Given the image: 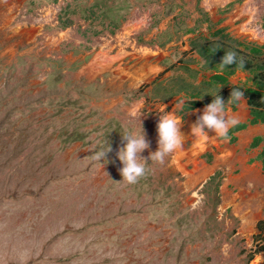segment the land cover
Here are the masks:
<instances>
[{
	"label": "rangeland",
	"instance_id": "obj_1",
	"mask_svg": "<svg viewBox=\"0 0 264 264\" xmlns=\"http://www.w3.org/2000/svg\"><path fill=\"white\" fill-rule=\"evenodd\" d=\"M205 1L18 0L7 22L3 14L12 3L0 0V264H251L255 255L264 256L262 204L241 203L239 214L223 204L226 190L264 198V185L241 190L228 179L241 164L256 161L264 125L252 135L263 139L257 146L238 141L233 147L240 160L231 169L215 165L223 138L213 143L217 150L206 152L203 145L193 158L214 166L205 182L187 186L174 153L162 163L149 160L135 184L119 172L121 135L139 129L131 113L142 114L150 147L140 155L147 158L157 149L163 105L178 115V98L220 93L209 78L224 52L244 59L251 56L248 47L262 45L253 60L264 59V37L239 31L248 15L229 22L248 0H219L214 11ZM253 3L248 27L264 34V0ZM135 18L144 23L125 43L122 29ZM22 25L34 28L31 36L21 34ZM102 43L110 44V55L121 48L126 53L110 69L88 75L84 68ZM140 48L152 53L137 56ZM143 61L158 69L141 81L113 73ZM250 75L235 69L228 81L245 86ZM244 108L247 117L245 99ZM106 141L112 151L105 160L93 159ZM242 212L258 215L248 235Z\"/></svg>",
	"mask_w": 264,
	"mask_h": 264
},
{
	"label": "clouds",
	"instance_id": "obj_2",
	"mask_svg": "<svg viewBox=\"0 0 264 264\" xmlns=\"http://www.w3.org/2000/svg\"><path fill=\"white\" fill-rule=\"evenodd\" d=\"M237 64L239 68H243V59H237V54L234 51L224 52V55L219 63L220 72L226 66ZM212 96V95H211ZM210 103L206 104L196 121L191 125L190 131L193 137L203 138L205 141L210 137H220L225 141L229 139L230 129L237 126L239 117L231 113L229 106L235 104L239 106L244 103V92L239 89H232L226 101L217 94L212 96ZM185 100L178 98L174 108H179L183 111ZM166 105L160 108L162 115H159L156 123L157 132V149L149 153L145 158L140 155L144 150L150 147L149 141L146 139L140 116L136 112L131 115L138 120L139 129H125L121 135L124 142L116 151V156L121 162L122 167L119 169L121 180L128 184H135L140 178L146 174V165L149 160L162 163L166 156L180 149L185 141V135L180 130L183 125L181 116H177L172 111H166ZM208 131L214 133L213 136L208 135ZM112 151L111 146L106 141V147H101L100 151L95 152L93 159L100 161L105 160L106 154Z\"/></svg>",
	"mask_w": 264,
	"mask_h": 264
},
{
	"label": "crops",
	"instance_id": "obj_3",
	"mask_svg": "<svg viewBox=\"0 0 264 264\" xmlns=\"http://www.w3.org/2000/svg\"><path fill=\"white\" fill-rule=\"evenodd\" d=\"M20 29H24V31H23V33H21V34H26V36H28L30 33H31V28H26V26H24V25H22L21 26V28ZM126 50V49H125ZM109 54H110V52H109ZM95 56V55H94ZM94 58V57H93ZM92 58V59H93ZM91 62V61H90ZM89 62V63H90ZM114 62H118V61H113V63ZM112 63V64H113ZM142 63H143V65H142ZM139 66L138 65H132V66H129V67H123L124 69H125V71H126V73H125V75H124V77H126V78H128V79H130V80H136L137 81V79L138 78H136L135 76H133V75H135V74H138V73H143V70H141V69H143V67H144V65H146L147 67H149V65L150 66H152L153 64H150L149 62L147 63V61H145V62H142ZM112 64L108 67V69H110L111 68V66H112ZM142 65V66H141ZM136 66V67H135ZM141 66V67H140ZM118 67V66H117ZM117 67H115V68H117ZM119 67H121V66H119ZM114 68V69H115ZM122 68V67H121ZM108 69H104V70H108ZM112 71V70H111ZM141 71V72H140ZM138 72V73H137ZM151 73H154V71H151L150 73H148L146 76L148 77V75L149 74H151ZM216 73H222V72H220V70L219 71H217V72H214V74H216ZM131 74V75H130ZM146 74V73H145ZM213 74V75H214ZM212 74H211V77L209 78V80L210 79H212V76H213ZM229 75H231V74H228L227 76H226V81H227V84L228 85H238V84H233V83H230L229 81H228V77H229ZM132 78V79H131ZM213 80V79H212ZM216 84H219V86H220V90L222 89V85L220 84V83H216ZM248 85H250V84H246L245 86H248ZM245 86H242V87H245ZM185 99H187V101L184 103V105H186L188 102H190V101H192V100H202V99H205V97L204 98H199V97H196V96H192V97H190V98H185ZM244 99H245V102H246V105H247V107H248V111H249V114H248V116L246 117V114H247V111H246V109L244 108V103L242 104V105H240V108H239V110L237 109V108H235V105H234V107H232V109H231V113H234V114H236L238 117H239V123H243L244 124V126L242 127V128H240V129H237V130H235V131H232L231 132V134L229 135V139L226 141V142H221V143H219L218 145L220 146V148H223L222 150H224V152H218L219 153V155H217L216 156V164L215 165H217V164H222L223 162L225 163V165L227 164L228 166H229V168L231 169L232 168V162L233 161H238L239 162V160H240V158L237 156V155H239L240 153H234V148L237 146V144H238V141H240V143H241V145L242 146H244L247 142V145L248 146H250V147H255V146H257L263 139L261 138V136H252V135H254V132L256 131V130H260V129H262V125H264V122H256V123H250L249 122V120H250V118H251V115H250V109H249V106H248V104H247V100H246V98L244 97ZM210 103V102H209ZM207 103H205V104H201V105H198V106H196V107H193V108H191V109H189V110H183V111H181L180 110V112L178 113V115L177 116H181L182 117V119H183V125H182V127H181V131L183 132V133H185L184 135H185V141H184V144H183V146L180 148V149H178L177 151H175L174 152V157L176 156V155H181L180 156V159H179V163H181V164H184L183 165V168H179V167H177L176 166V168H179L180 169V171L182 172V173H184V174H186V179H187V186H192V185H194V184H196L197 182H205L206 180H205V178H206V176L209 174V173H211V171L210 172H208L205 176H203V173L205 172V170L208 168V167H214L213 165L212 166H207L206 164H208V163H206V162H197V160L195 161V159L196 158H191V157H195L194 155L198 152V151H200V149H201V146H205L206 147V152H208V151H210V150H217L216 149V146L213 144L216 140H221V138L220 137H214L213 135H214V133L213 132H211V131H208V135L209 136H213V137H210V138H208L206 141L203 139V138H195V137H193L192 136V134H191V131H190V128H191V125L196 121V118H197V116L198 115H200L201 113H202V111H203V108H204V106L206 105ZM183 105V106H184ZM242 106V107H241ZM197 107H199L198 109H200L199 110V112L200 113H194V114H192V115H190L189 113L191 112V111H193V110H195ZM243 109H244V111H246L245 112V114L244 115H242L240 112L241 111H243ZM250 126V127H249ZM252 126H255V127H252ZM252 128V129H251ZM255 128V129H254ZM246 129V130H245ZM255 130V131H254ZM254 131V132H253ZM241 133V134H240ZM250 134V135H249ZM258 134H259V132H258ZM241 135H248L249 137H248V139L246 140V142L244 143V142H242L241 141V139H242V136ZM252 136V137H251ZM231 137H233L234 138V140L233 141H231ZM251 137V138H250ZM214 138H215V140H214ZM255 138H257L258 139V143L255 145V146H251V142L255 139ZM201 143V144H200ZM194 144H196V146H197V148H195V149H193L192 151V153L188 156V155H186L185 157H182L183 155H185L186 154V150H189V149H191V147L194 145ZM200 144V145H199ZM263 146H262V148L260 149V151L256 154V161H249V162H247L246 164L244 163V164H241V166H239L237 169H234L232 172H231V174L232 175H230V177H228V179H230L231 180V183H233V185L235 186V187H237V189H241V190H243V188H248L249 187V184L250 183H257V184H259V185H261V188H262V185H264V167H263V161H262V156H260V154L264 151V144H262ZM195 147V146H194ZM234 147V148H233ZM199 149V150H198ZM226 149V150H225ZM179 150H180V153H179ZM232 151H233V154H231L232 153ZM185 153V154H184ZM223 153H227V158H223V160H221V156H222V154ZM198 155V154H197ZM203 154L202 153H199V157L200 156H202ZM221 155V156H220ZM236 157H235V156ZM203 157V156H202ZM220 158V161L218 162V159ZM238 158V159H237ZM192 159V160H191ZM194 159V160H193ZM174 161V160H173ZM193 162V163H192ZM218 162V163H217ZM241 162V161H240ZM223 163V164H224ZM242 167H244V168H242ZM248 167V168H247ZM213 169V168H212ZM249 169V170H248ZM254 169V170H253ZM256 169V170H255ZM247 171V172H246ZM253 171V172H252ZM255 171V172H254ZM251 172V173H250ZM245 175V176H244ZM243 177V178H242ZM208 178V177H207ZM243 179V180H242ZM241 180V181H240ZM227 193H230V191H228V190H226V193L225 194H227ZM231 195H233L234 197L232 198V200H231V202L229 201L228 203L227 202H225V200H223V204L225 205V204H229V203H231V204H229V205H227V207H230V209H233V211L234 212H236L237 214H239L240 213V211H241V208H240V204L241 203H243V204H247L248 206L250 205V201H253V202H255V203H257V204H262V206L261 207H264V198L261 196V194L259 195H257V196H249V194H246L245 195V197H240V198H238V194H232L231 193ZM235 206V207H234ZM255 215V216H254ZM257 215V213H255V214H248L247 212H242V214L241 215H239V217H240V219H241V222H243L242 221V219H244L245 217H249V216H252V218L254 219V220H252V231H254L255 229H254V222H255V220L258 218V215ZM242 227H243V231L242 232H244V229H245V227H244V225L242 224ZM252 231H250V232H252ZM249 232V233H250ZM249 233H247V235L249 234Z\"/></svg>",
	"mask_w": 264,
	"mask_h": 264
},
{
	"label": "bare ground",
	"instance_id": "obj_4",
	"mask_svg": "<svg viewBox=\"0 0 264 264\" xmlns=\"http://www.w3.org/2000/svg\"><path fill=\"white\" fill-rule=\"evenodd\" d=\"M18 0H10V2L12 3V6H11V10L4 13L3 14V17H6L4 18L5 20H7V22L9 21L10 19V15L12 12H14V5L16 4ZM219 0H206L204 2V4L211 10V11H214L217 4H218ZM221 3V2H220ZM254 3H253V0H248L243 6L241 7H238L235 11L234 14L231 15V18L229 19V22H233L234 18H236L238 16V14H247L248 15V19L246 20V22L242 25H239V31L241 33H244V34H248L249 36H251V38L253 39H261V37H264V34H262V32H260L258 29L254 28H249L248 27V24L250 22H252V20L255 18V11H256V8L254 7ZM4 20V21H5ZM144 23V19L141 18V19H138V18H135L134 20L128 22L125 24V26L123 27L122 29V32H121V35H120V39L121 40H124L125 43L128 42V36L134 32L141 24ZM19 26V25H18ZM253 26V25H252ZM14 27V26H13ZM27 28V27H26ZM13 29V28H12ZM15 29L18 31V27L16 26ZM34 28L31 29V32L33 31ZM23 30V29H21ZM15 31V30H14ZM238 32V30H237ZM63 35V34H62ZM31 36V34H30ZM30 39V38H29ZM264 39V38H262ZM120 41V40H119ZM122 46V45H121ZM109 50H110V44L108 43H102L101 47H100V50L96 53V55L94 56V58L91 60V62L84 68V71H86V73L88 75H93L95 74L96 72H98L99 70H104L106 68H108L111 63L115 60V59H119L121 56H123L126 51H124L122 48L119 49V51L115 54V55H110L109 54ZM137 56L139 55H142V56H149L150 53H152V50H149L147 48H140V49H136L135 52H134ZM144 58V57H143ZM145 62V61H143ZM148 63V62H147ZM143 65V63H142ZM141 65V66H142ZM140 66V67H141ZM136 67V66H135ZM155 67V68H154ZM158 69L157 66H150L147 67L146 65H144L143 69V73H138V74H135L133 76H135L137 79V81H141L142 79L145 78V73L147 72H151V71H154L156 72V70ZM141 72V71H140ZM113 73L114 75L116 76H124L126 71L124 68H121V67H117L115 69H113ZM131 75V74H130ZM132 79V78H131ZM134 84V83H133ZM138 84V83H137ZM136 85V84H134ZM242 107V106H241ZM246 111H241L240 113L242 115L245 114ZM252 129V128H251ZM255 129V128H254ZM255 131V130H254ZM253 131V132H254ZM241 134V133H240ZM250 135V134H249ZM242 136V139L241 141L242 142H246V140L248 139V135H241ZM215 140V138H214ZM202 147V146H201ZM197 148V147H196ZM199 150V149H198ZM226 150V149H225ZM187 152V151H186ZM193 152V151H192ZM179 153H180V150H179ZM185 154V153H184ZM233 154V151L232 153ZM237 154V153H236ZM180 156L181 155H176L174 157V165L179 167V168H183V165L184 164H181L179 163V159H180ZM186 156V155H185ZM189 156V155H188ZM221 156V155H220ZM227 153H223L222 156H221V160H223V158H227ZM235 156V155H234ZM240 156V155H238ZM236 157V156H235ZM193 158V157H191ZM238 159V158H237ZM192 160V159H191ZM194 160V159H193ZM220 160V158H219ZM193 163V162H192ZM178 168V169H179ZM213 167H208L205 172L203 173V176H205L209 171L212 170ZM244 168V167H242ZM248 168V167H247ZM249 170V169H248ZM254 170V169H253ZM256 170V169H255ZM247 172V171H246ZM253 172V171H252ZM255 172V171H254ZM251 173V172H250ZM245 176V175H244ZM243 178V177H242ZM243 180V179H242ZM241 181V180H240ZM258 195V194H255V196ZM234 196L231 195V192L230 193H227L224 197V200L225 202H231L232 198ZM235 207V206H234ZM244 213V212H243ZM255 216V215H254ZM257 216V215H256ZM252 220H254L252 218V216H249V217H245L244 219H242V224L244 225L245 229H244V233L247 235V233H249L250 231H252ZM243 231V229H242ZM251 264H264V256L262 253L260 254H257L255 255V257L251 260Z\"/></svg>",
	"mask_w": 264,
	"mask_h": 264
},
{
	"label": "trees",
	"instance_id": "obj_5",
	"mask_svg": "<svg viewBox=\"0 0 264 264\" xmlns=\"http://www.w3.org/2000/svg\"><path fill=\"white\" fill-rule=\"evenodd\" d=\"M212 52H214V48H210ZM262 50L261 46H250L248 47V52L251 55L249 58H241L244 61L243 68H239L237 64L226 66L222 73H216L212 76L213 81L216 83H220L222 85V89L220 90V95L223 99L228 98L232 89H239L244 92V97L247 100V104L250 109L251 118L249 120L250 123L256 122H264V59L263 60H253L254 56L260 55ZM218 53V51L216 52ZM222 57V56H221ZM220 59V57H219ZM238 61L240 58H237ZM221 59L218 61V65ZM235 69L248 70L250 71V80L251 84L245 87L239 85H228L226 81V76L234 72ZM211 99H202V100H192L183 106V110H189L193 107H196L201 104L211 102ZM235 104L231 105L234 107ZM244 126L243 123H238L237 126L230 129L229 135L232 131L240 129ZM234 138L231 137V141ZM258 143V139L255 138L251 142V146H255ZM262 156L263 167H264V151L260 154Z\"/></svg>",
	"mask_w": 264,
	"mask_h": 264
}]
</instances>
